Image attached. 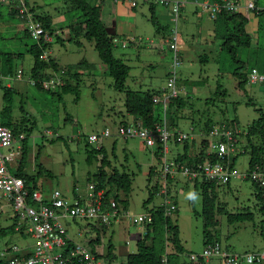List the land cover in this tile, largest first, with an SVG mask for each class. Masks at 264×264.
I'll return each mask as SVG.
<instances>
[{
  "label": "rangeland",
  "instance_id": "1",
  "mask_svg": "<svg viewBox=\"0 0 264 264\" xmlns=\"http://www.w3.org/2000/svg\"><path fill=\"white\" fill-rule=\"evenodd\" d=\"M11 1L16 4V0ZM87 1L96 5V0ZM240 1L245 4L247 0ZM257 1L264 8V0ZM187 6L189 9L182 10L176 24L180 65L175 69L177 90L180 92L181 89L180 96L186 104L172 117L175 132L193 133L195 148L192 140L188 142L191 154L197 150L203 138L211 140L210 136L201 134L205 123L235 120L239 130L244 132L259 119V110L264 112V85L239 86L235 74H248L254 67L264 72L261 65L264 64V16L257 17L253 11L252 14L249 11L253 20H249L245 29L247 32L252 30L254 23L258 28L261 22V30L257 34L260 47L237 48L235 58L229 49L223 47L225 30L210 17L209 12L201 6L193 10L189 4ZM12 7L17 10L18 5ZM27 9H34L31 15L51 18L52 28L60 40L54 36V42L46 52L59 68L75 67L82 61L90 66L78 69L79 100H76L75 92L62 94L63 99L60 100L55 93L41 91L31 85L34 57L28 49L36 41L25 36L27 20L18 12L10 14V4L0 0V112L4 106V88H12L16 91L13 120H24L26 131L32 128L27 138H21L26 139L27 146L24 173L35 177L39 191L48 193V196L59 190L73 200L76 194L83 195L94 185L93 177L98 173L102 156L93 153V150L104 147L108 163L103 170L110 173L118 169L120 173L132 175L131 191L128 196L120 193L125 202L118 207L120 215L117 222L103 226L90 220L68 219L70 239L94 249L100 260L108 264L109 260L111 264H127L128 256L137 251L136 243L147 233L146 225L135 224L133 219L160 206L172 204L176 209L169 215L170 222L179 228L182 252H176L170 241L166 240L165 226L161 227L158 236L164 241L165 254L170 255L171 264H194L191 256L202 255L205 248L200 187L194 189V185L182 173H174L165 179L160 159L162 152L157 147L147 148L139 138L122 139L118 136L120 123L130 118L124 105L125 94L114 88V80L106 73V66L99 59L94 43L82 35L74 36L69 32L73 23L81 21V12L73 8L68 0H28ZM242 12L246 14V10L242 9ZM134 13L136 20L129 21V35L118 36L125 37V41L137 38L138 46L129 44L126 49L119 46L115 50V56L131 67L126 86L141 92L170 91L168 74L174 64V53L167 45L170 30L164 23V28L153 24L147 6L138 7ZM140 39L142 42H139ZM8 55L13 57L11 75L6 72L4 63ZM19 70L23 71L22 78L16 76ZM184 90L188 91V95L184 96ZM0 121L5 123V119L0 118ZM105 129L111 130V137L89 144L90 135H100ZM19 145L22 146L23 142L17 141L15 148ZM184 146L185 143L175 144L171 141L168 160L183 153ZM237 153L232 157L238 156L234 166L241 177L217 188L219 202L226 204V212L247 210L254 216L244 223L230 224L225 214L219 215L215 234L225 252H264V216L256 206L254 182L243 177L256 167L249 168L250 157L248 153L243 154V148L238 149ZM20 160L21 155L16 154L14 162L10 164L12 174L17 173ZM151 169L152 177L149 175ZM19 223L14 220L12 206L0 192V229L10 230L6 237L0 239V253L12 245L23 251L36 244L33 236L17 232ZM202 262L222 264V259L212 257L209 261L202 259Z\"/></svg>",
  "mask_w": 264,
  "mask_h": 264
},
{
  "label": "trees",
  "instance_id": "2",
  "mask_svg": "<svg viewBox=\"0 0 264 264\" xmlns=\"http://www.w3.org/2000/svg\"><path fill=\"white\" fill-rule=\"evenodd\" d=\"M73 8L79 10L81 12V21H77L73 23L69 27V32L71 35L79 36L82 35L88 41H92L95 46V50L98 53L99 59L101 62L106 66V73L111 76L114 80V88L121 93L125 94V108L127 114L130 116L129 120L123 121L120 123L117 134L120 137V130L122 128H127L130 124L135 123L140 124L146 128L155 129L158 126H162L164 120L166 119L168 122V128L171 132L176 134L174 127L175 121L172 115L174 112H177L180 109L185 108V100L183 97L177 95L176 97H168V104L165 108V103L163 102L164 95L159 91H133L127 88L126 80L130 75L131 67L120 58L115 56V50L119 46L122 49H126L127 45H135L138 46V39L132 38V40H127L125 37H119L118 34L113 31L112 27H110L103 18V6L100 5H91L88 3L87 0H68ZM113 1V0H112ZM179 1V0H176ZM220 2L221 0H213L212 2ZM115 2V1H114ZM183 3L184 2L179 1ZM28 0L26 2L27 7ZM121 3V2H116ZM146 4L150 5V12H151V21L154 25H159L158 21L154 15V9L156 6H162L158 4H153V2H140L136 7H130L132 11H136L138 7L144 6ZM254 4L257 8H260L258 1L254 0ZM179 10L178 16H180L182 12V8ZM167 8L171 11L169 6H162ZM202 7V4H201ZM19 13L12 4H10V14L15 15ZM34 12V9L28 10V13L25 15H20L24 20L26 17L31 15ZM255 16H264V8L260 11L254 10ZM171 15L174 18L172 11ZM33 20L35 22L41 23L43 27L49 32L53 37L56 36L55 30L52 28V20L47 16H40L33 14ZM172 18V19H173ZM249 18L246 14L242 11L238 12H230L227 10H222L216 18V22L219 24L220 28L225 30V42L223 47L229 49V52L233 54L236 58L237 55V48H250L253 37L247 32L245 29L247 24L249 23ZM178 23V22H177ZM173 26V25H172ZM171 26V27H172ZM170 27V28H171ZM159 28L160 25H159ZM169 28V30H170ZM261 22L258 23V32L260 33ZM25 36L31 37L33 40L36 41L34 45H32L28 52L31 53L34 57V65L31 70V80L33 86L41 91L46 92H53L58 96L60 100L63 99L62 94L68 92H75L77 94L76 100H79V93L78 87L80 73H78V69H82L83 67L89 68V64L86 61H82V63L78 64L75 67H66V68H59V66L54 62L53 59L48 55L46 50L51 46L50 44L54 42H47L44 41L43 38L35 39L32 37L29 29H25ZM57 40L59 41L60 38L58 36ZM259 35H257L256 40L258 39ZM117 40V42H115ZM129 41V42H128ZM128 42V43H127ZM142 42V39L139 40ZM258 42V40H257ZM235 43V45L233 44ZM260 45L258 43L257 48ZM47 53V58L44 59L43 56ZM5 65H6V72L11 75L13 73L12 67V55H8L4 58ZM242 68V67H240ZM238 68V69H240ZM1 69V68H0ZM172 71V69H171ZM170 71V73H171ZM250 72V71H249ZM260 72V71H259ZM168 74V79L171 74ZM237 78L239 79V86L241 84H249V73H235ZM51 78H60L61 83L58 84L53 89H46L43 85L45 81L50 80ZM177 83V80H176ZM31 84V85H32ZM1 85V81H0ZM166 90V89H164ZM167 92V91H165ZM184 93L188 95V91L184 90ZM16 91L12 88H4V106L0 112V118L5 119L4 126L10 128L14 135L19 138L21 135H24L25 138L29 136V132L24 129V120H20V122H16L13 120L12 111H13V101ZM158 100L155 102V100ZM260 117L258 120L254 121L244 132L239 130V124L235 120L231 121H223L216 124H211V122L205 123L203 128L201 129L202 136H209L215 126H221L226 124L229 128L235 132L233 135L235 137L236 143V151L238 149L243 148V154L248 153L250 157L249 161V168L255 169V167L259 166L261 169L264 170V112L263 110H259ZM110 130V129H109ZM192 131L194 128L192 127ZM27 133V134H26ZM110 134L112 136L111 130ZM193 134V133H191ZM110 136V137H111ZM100 138H103L99 135ZM22 140V152H21V160L20 165L18 168L16 176L22 178L25 182L26 189L28 192L33 193L35 190H39L37 184L35 183L36 178L33 176L26 175L24 173V163L27 154V146L25 145V139ZM109 138V137H108ZM122 139H130V138H123ZM192 140L193 147L195 148V137L192 139H188L184 142H180L177 140V136H175L171 141L175 144L178 143H185L184 152L180 153L176 156V158L171 159L172 161H176L178 164L183 166H188L193 170H198L199 165H203L207 159L211 160L212 162H217L218 156L208 155L209 150V143L210 139L203 138L199 143L197 150H193L190 154V146L189 141ZM89 141V139H88ZM169 142V143H170ZM98 143V142H97ZM91 144V143H89ZM96 144V143H95ZM242 146V147H241ZM240 147V148H239ZM148 148V147H147ZM154 148V147H150ZM157 150L162 152L160 147L157 146ZM93 153L100 154L102 159L100 160V167L98 173H96L93 177V183L95 187V191H104V196L102 199L103 207L104 208H112V205H115L117 208L119 207L121 202H125L121 199L120 193L125 194L126 196L129 195L132 187L133 176L122 172L120 173L118 169L107 173L104 171L103 167L108 163L107 153L104 147H101L97 150H93ZM238 154V153H237ZM236 154V155H237ZM241 154V153H239ZM160 156L159 153H157ZM233 158V165L235 163L236 158ZM163 156V154H161ZM160 159L162 160V157ZM90 156L88 157V161H90ZM169 160V161H171ZM163 165V162H162ZM163 171V170H162ZM179 173V172H175ZM150 177L153 175V169L149 172ZM165 179L169 178V175L164 176ZM189 183L191 182L194 185V189L200 187L201 195H202V223H203V238H204V246L206 245H214L219 243L218 236L215 234L217 233V226L219 224L218 216L225 214L227 217V221L230 224H234L235 222L244 223L253 219L254 214L250 211H238L236 213H229L226 212V204L219 202V194L218 189L222 185H218L212 181H205L204 179L193 178L189 179ZM32 183V185H31ZM230 184V183H229ZM228 184V185H229ZM254 184L255 189V196L257 200V208L258 211L262 216H264V188L259 187L258 185ZM150 200V199H149ZM150 214L152 216L151 223L146 225L147 233L145 234L144 238H141L137 244V251L134 254H131L127 258V264H164L163 260L167 259L166 264H171V258L169 254H165V246L162 244L164 241L159 238L158 234L160 233L161 227L165 226V230L167 232V241H170L172 244L173 249L180 253L182 252V245L180 239V232L179 228L176 225L171 224L169 215H166V206H160L155 210H151ZM14 220L17 222V217H14ZM10 232L9 229H0V239L6 237L7 234ZM152 234V235H151ZM150 239V240H149ZM220 244V243H219ZM110 251V249H109ZM109 255V254H108ZM110 258V256H108ZM0 264H8V261L0 258ZM109 264L111 261L109 260Z\"/></svg>",
  "mask_w": 264,
  "mask_h": 264
},
{
  "label": "built area",
  "instance_id": "3",
  "mask_svg": "<svg viewBox=\"0 0 264 264\" xmlns=\"http://www.w3.org/2000/svg\"><path fill=\"white\" fill-rule=\"evenodd\" d=\"M5 4L18 5L17 10L21 15H26L27 0H16L13 4L11 0H1ZM121 2L131 7H136L140 2H153L162 6H169L173 13V26L170 28L167 45L174 53V64L171 75L168 79L170 91L164 90L165 108L168 104V97H176L180 92L177 90V76L175 69L180 65L178 59V37L179 31L176 26L178 22V13L183 3L176 0H113ZM202 8L209 12L210 17L216 20L222 10L230 12L242 11L243 4L240 0H221L220 2L203 3ZM247 11H260L254 2L249 1L245 6ZM27 29L35 39L43 38L44 41L52 42L54 37L39 22L33 20L32 15L26 17ZM117 42V40H115ZM47 58V53L43 56ZM17 78L23 77V71L19 70ZM249 85L261 83L264 85V75L257 68H252L249 72ZM60 78H51L44 82L46 89H53L60 84ZM34 84V82H33ZM167 91V92H165ZM158 100L156 99L155 102ZM123 138H139L146 147L159 146L162 151L163 174L174 175L175 172L182 173L189 179L198 178L205 181H212L218 185H228L232 180L241 177V174L233 165L232 154H237L235 147V132L226 124L215 126L210 133V143L208 155L216 154L217 162L207 159L203 165L198 166V170H193L188 166L178 164L176 161H169L167 156L170 153L169 142L175 136L180 142L192 139L191 133L178 132L174 134L168 128V122L165 119L162 126L155 129L146 128L140 124L132 123L127 128H122L119 132ZM103 138L111 136L110 130L105 129L100 133ZM24 135L17 138L13 131L4 126L0 121V192L6 198L8 204L13 208L14 217H17V232L33 236L36 244L33 248L20 250L19 247L12 245L0 253V258L8 261V264H108L100 260L94 249L86 245L73 242L68 236L67 220L76 219L90 220L103 226H108L112 221L117 222L120 212L115 205L112 208L103 207L104 191H95L94 185L83 195L76 194L73 200L67 198L59 190L51 193L46 199L44 193L39 190L28 192L25 182L22 178L12 174L10 164L14 162L15 156L21 155L22 146H16L17 141H22ZM89 143H97L99 135L92 134L88 137ZM246 179H251L257 185L264 186V170L259 166L247 175ZM175 205L166 206V215L175 211ZM152 221L150 213L142 215L140 218H134L135 224H149ZM212 257L222 259V264H264V252L255 253H228L225 252L221 244L206 245L203 254L200 256L192 255L191 261L194 264H204L202 259L209 261ZM167 259L163 260L166 264Z\"/></svg>",
  "mask_w": 264,
  "mask_h": 264
},
{
  "label": "crops",
  "instance_id": "4",
  "mask_svg": "<svg viewBox=\"0 0 264 264\" xmlns=\"http://www.w3.org/2000/svg\"><path fill=\"white\" fill-rule=\"evenodd\" d=\"M184 2V6L182 8L185 9H189V7L187 6V4L190 5V8L193 10V8H197L198 6H201V4L203 3H211L213 0H179ZM252 1L254 2V0H247V2ZM246 3L243 4V9L246 10L245 6ZM102 5L103 6V18L105 20V22L112 27L113 31H115L118 35L119 34H128V31H130L129 29V24L131 22H134L136 20V15L134 13V11H132L130 9V7L126 4L123 3H116L112 0H96V5ZM147 6V9L150 11V5H144ZM160 8V9H157ZM261 9L263 7H260ZM154 15L156 20L158 21L159 25L161 28H164V24L167 27V29H169L172 25H173V17L171 15V11L167 8L164 7H160V6H156L154 9ZM245 14V13H244ZM250 14H252V12L250 11ZM246 15L250 20H253V18H250L249 15V11L246 10ZM181 18V16H178V21ZM164 23V24H162ZM254 28H252V30H249L248 33L253 37L252 43H251V47L253 48H257L258 42L256 40L257 38V32H256V28H257V23L253 24ZM127 32V33H126ZM161 47V45H159ZM262 67L264 68V64H261ZM255 68V67H254ZM260 73H262L264 75V72H262L259 68H257ZM180 154V153H179ZM46 199H48L50 196H48V193L43 192ZM51 195V194H50Z\"/></svg>",
  "mask_w": 264,
  "mask_h": 264
},
{
  "label": "bare ground",
  "instance_id": "5",
  "mask_svg": "<svg viewBox=\"0 0 264 264\" xmlns=\"http://www.w3.org/2000/svg\"><path fill=\"white\" fill-rule=\"evenodd\" d=\"M217 2V1H216ZM5 4V3H4ZM154 4V3H153ZM173 14V13H172ZM118 43V42H117ZM174 62V61H173ZM171 74V73H170ZM33 85V84H32ZM162 157V156H161Z\"/></svg>",
  "mask_w": 264,
  "mask_h": 264
}]
</instances>
